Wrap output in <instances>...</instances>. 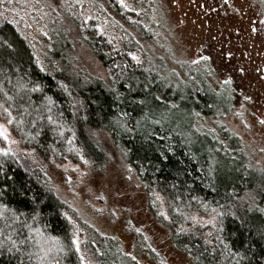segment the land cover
<instances>
[{
    "label": "trees",
    "instance_id": "obj_1",
    "mask_svg": "<svg viewBox=\"0 0 264 264\" xmlns=\"http://www.w3.org/2000/svg\"><path fill=\"white\" fill-rule=\"evenodd\" d=\"M104 1L108 17L95 0L89 16L74 12L77 4L72 12L59 5L43 65L0 8V119L23 146L57 163L101 167L99 135L108 134L147 192L161 197V223L195 264H264V174L225 125L230 94L216 90L201 67H170L156 1L136 0L131 12L119 0ZM254 1L264 13V0ZM61 18L107 80L79 69ZM197 218L207 226L193 228ZM73 235L42 175L0 153V264H83ZM95 241L98 264H136L112 240Z\"/></svg>",
    "mask_w": 264,
    "mask_h": 264
},
{
    "label": "rangeland",
    "instance_id": "obj_2",
    "mask_svg": "<svg viewBox=\"0 0 264 264\" xmlns=\"http://www.w3.org/2000/svg\"><path fill=\"white\" fill-rule=\"evenodd\" d=\"M85 1L83 6L82 2ZM91 0H8L1 6L5 17L27 39L39 63L48 49L49 18L59 16V5L89 16ZM100 12H111L104 0H95ZM156 1L164 30L169 32L166 59L209 72L214 88L227 91L231 112L225 125L242 141L250 165L264 174V13L254 0H147ZM123 11H134L136 0H119ZM74 43L73 55L87 75L107 80L99 61L79 43L77 29L61 18ZM111 33L114 32L113 29ZM105 150L101 167L89 163H57L23 146L0 119V153L12 156L23 169L41 174L62 204L71 222L75 248L83 264H98L99 235L114 242L119 252L136 264H195L177 247L161 223L167 218L160 196L148 193L145 184L115 149L108 134L99 135ZM206 219L197 218L193 228L203 229Z\"/></svg>",
    "mask_w": 264,
    "mask_h": 264
},
{
    "label": "snow or ice",
    "instance_id": "obj_3",
    "mask_svg": "<svg viewBox=\"0 0 264 264\" xmlns=\"http://www.w3.org/2000/svg\"><path fill=\"white\" fill-rule=\"evenodd\" d=\"M262 124H264V121H261ZM73 243H76V241H73Z\"/></svg>",
    "mask_w": 264,
    "mask_h": 264
}]
</instances>
